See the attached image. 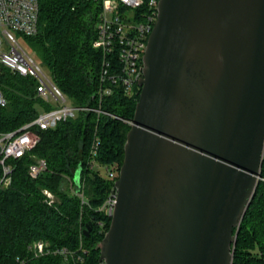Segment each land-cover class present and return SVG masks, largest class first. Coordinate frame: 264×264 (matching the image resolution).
I'll return each instance as SVG.
<instances>
[{
	"label": "water",
	"instance_id": "water-1",
	"mask_svg": "<svg viewBox=\"0 0 264 264\" xmlns=\"http://www.w3.org/2000/svg\"><path fill=\"white\" fill-rule=\"evenodd\" d=\"M143 62L100 261L233 264L262 179L264 0H159Z\"/></svg>",
	"mask_w": 264,
	"mask_h": 264
},
{
	"label": "trees",
	"instance_id": "trees-1",
	"mask_svg": "<svg viewBox=\"0 0 264 264\" xmlns=\"http://www.w3.org/2000/svg\"><path fill=\"white\" fill-rule=\"evenodd\" d=\"M39 30L25 37L38 60L78 107L101 108L112 114L81 109L48 129H35L37 146L21 158L10 159L12 183L0 188V264H100L97 247L108 231L112 215L105 203L115 190L116 178L101 167L120 171L125 143L141 87L132 94L116 84L100 102L104 54L94 47L102 0H39ZM37 80L3 67L0 89L7 99L0 105V134L17 130L52 106L35 96ZM99 139L96 157L100 166L91 167V146ZM45 158L48 167L37 178L29 166ZM81 167V193L75 176ZM3 169L0 164V178ZM45 190L53 194L50 198ZM84 200V201H83ZM91 222L89 235L85 230ZM43 240L52 248L72 251L35 256L29 245ZM233 264H264V161L262 179L238 228Z\"/></svg>",
	"mask_w": 264,
	"mask_h": 264
},
{
	"label": "built area",
	"instance_id": "built-area-1",
	"mask_svg": "<svg viewBox=\"0 0 264 264\" xmlns=\"http://www.w3.org/2000/svg\"><path fill=\"white\" fill-rule=\"evenodd\" d=\"M102 2L103 10L100 13L97 38L94 42V47L101 49L104 54L100 72L103 86L97 92L100 102L103 97L113 92L116 84L123 86L126 93L132 94L135 84L143 77V56L158 18L159 0H102ZM39 19V0H0V73L3 67H7L21 75L34 77L37 80L35 96L52 106L49 110L41 111L34 120L17 130L0 134V164L3 169L0 188H7L12 183L13 168L9 160L23 157L39 143L40 135L35 127L48 129L56 122L67 120L81 109L113 116L101 108L75 106L55 82L50 71L23 45L20 37L37 34ZM6 103L7 99L0 89V105ZM99 148V139H94L91 146L92 168L99 166L96 160ZM47 167V160L38 158L30 164L29 173L33 178H37ZM101 168L105 169L111 178H116L119 174L117 170L108 166ZM45 193L50 198L54 197L49 190H45ZM78 193L84 198L81 192ZM116 196L117 189L110 194L105 203L110 215L114 211ZM29 250L35 256L54 253L67 257L72 253L66 247L52 248L43 240L33 241L29 245Z\"/></svg>",
	"mask_w": 264,
	"mask_h": 264
},
{
	"label": "rangeland",
	"instance_id": "rangeland-1",
	"mask_svg": "<svg viewBox=\"0 0 264 264\" xmlns=\"http://www.w3.org/2000/svg\"><path fill=\"white\" fill-rule=\"evenodd\" d=\"M20 40L23 43V45L28 49V51H30L35 57H37V54L32 44L29 43L25 37H20ZM41 111H43V108H41Z\"/></svg>",
	"mask_w": 264,
	"mask_h": 264
}]
</instances>
